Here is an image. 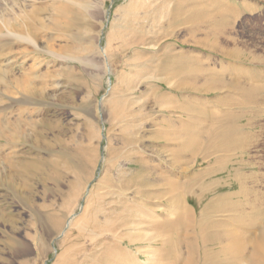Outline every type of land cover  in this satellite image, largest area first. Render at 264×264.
Masks as SVG:
<instances>
[{
	"label": "rangeland",
	"instance_id": "1",
	"mask_svg": "<svg viewBox=\"0 0 264 264\" xmlns=\"http://www.w3.org/2000/svg\"><path fill=\"white\" fill-rule=\"evenodd\" d=\"M39 11L35 44L0 51L17 88L0 87V118L36 122L0 143V264H183L185 232L162 225L195 178L197 217L234 195L264 218V0H0V26L20 35ZM243 103L262 112L245 152L194 144L237 138ZM237 220L251 245L260 230Z\"/></svg>",
	"mask_w": 264,
	"mask_h": 264
},
{
	"label": "bare ground",
	"instance_id": "2",
	"mask_svg": "<svg viewBox=\"0 0 264 264\" xmlns=\"http://www.w3.org/2000/svg\"><path fill=\"white\" fill-rule=\"evenodd\" d=\"M55 10L59 11V13H62L63 11L62 7L61 8L56 7ZM37 14L39 16L42 15L43 13L39 11L37 12ZM38 16L36 19H32L31 22H29V20H24L19 22L16 25V27L12 25L13 29L15 28L16 31L20 33V35L12 32V29H10L11 24L3 22V24H1L0 26V40L9 39L10 42H7L4 45H2L0 51L6 50L7 47H12V46L14 47V45H17L18 43H27L28 45H32V44L34 45L35 44L34 41H36L38 34L42 33L48 27V23H46L45 20L46 18L45 17L40 18V16L39 17ZM9 70L8 68L5 69L0 66V87H4L7 93L12 94L14 93L13 88H15V90L17 88L13 86L11 77L9 75ZM31 72L32 69L29 68L28 73L26 74L25 77L27 78L28 76H30ZM33 89L34 88H32L31 85L29 84H26L23 87V90L30 94L34 91ZM240 91L242 93L243 101H245L247 104L248 99L245 98V94H247L246 92L249 91V88L243 85L242 83L240 85ZM244 103L241 108L242 112H240L239 115H237L238 118L237 120L246 119L247 123L246 124L243 123L242 127H240L241 125L240 126L239 125L230 126L228 124L224 125L225 130L238 131L239 136L237 138L235 137V139L233 140L232 139L233 137L228 138L227 135L226 136L222 135L227 137L225 138L226 140H224L221 138V135H218L216 132L213 133L214 131L213 129L212 134H210L211 137H208L209 141L208 140H207L208 142L206 141L207 144L204 139L198 138V135L197 138L193 140L194 144L198 146L199 145L203 146L204 149H206V151L208 149V151L210 152V149L215 146L212 145L213 141L217 143L216 141L217 139H219L220 140L219 145H221L222 142V144H224L225 146L228 145V148L232 150L245 152L252 140V135L248 131L258 127L260 122L257 123L256 120L261 119L262 112L259 109L258 113H254L251 109L246 108L247 105H245ZM19 104L20 102L19 103L17 102L13 104L15 106L7 110H13L14 107H16ZM0 110H2V108ZM7 110L1 112L4 113L7 112ZM31 113L28 112L30 116ZM248 115H250V120H248L247 117ZM40 122L42 125L41 129L38 130L37 128H33L32 131L33 132L35 131L36 134L38 135L37 137H35L36 142L39 143V145H44L46 147L47 144H41L39 140H41V138L45 136L47 130H49L50 128L55 129L56 127L53 125L47 126L46 118L41 119ZM35 123H36L35 121L28 122L26 119H24V117L21 114H17L16 111L13 112L11 120H6V119L2 120L0 118V143L4 141H21V139L24 138V136H26L24 135L26 133L24 127L27 125L32 127L33 125H35ZM219 127H222V125L218 126V129ZM248 128L249 130L246 131V129ZM15 138H17V140ZM220 138L223 141H221ZM245 177H247V175ZM245 177L243 178L246 179ZM248 177L250 178V176ZM248 180L250 179H247V181ZM196 181H197L196 178L193 182L190 181L189 188H187V190L182 191L180 194H177L173 196L170 200H168V205L170 206L169 208H174V210L176 211L175 214H177L178 216L176 215L177 218L175 219L174 222H169L168 224H166V226L162 225L163 228L162 227L161 228L163 229V231L164 229L177 230V228L179 230H183L186 234V247L188 249V254L186 257L182 258L181 256L175 254L173 257V262L178 263V261H182L183 264H264V218H262L261 216L262 214L260 213L254 214L255 212L253 207L249 208L251 212H247L246 207L242 205L241 201L239 202V200H235L236 198H234L235 197L234 195H233L234 197L226 195L218 198L217 200L211 203L212 205L211 211H203L200 214V217H197L195 212L190 211V209H188V207L186 206L187 204L186 196L194 191L198 182ZM244 184L245 183H243V185L240 186L241 188L240 193L247 192V187ZM242 195L243 194H241V196ZM224 212L232 213V217H224V215H220L223 214ZM210 213H213L215 215ZM239 217L242 218L244 217L246 220H248L247 221L248 223L246 221L245 222L243 221L245 223V226H247V228H244L245 230L250 228L249 232L251 233L254 232L255 230L258 229L260 230V234L257 236L255 241L252 242L251 245L249 244V241H247L248 240L247 237L246 238L242 237L240 233L241 230L238 229L239 227L238 228L236 227L239 226V224L236 226L234 225L237 218ZM242 218L241 220L238 219L237 221L241 222ZM71 220H73V216L71 217ZM71 220L69 221V223L71 222ZM232 224L234 226H232ZM180 242L181 241H179L178 244H180ZM170 256H168V258ZM141 262L143 263L144 261Z\"/></svg>",
	"mask_w": 264,
	"mask_h": 264
}]
</instances>
